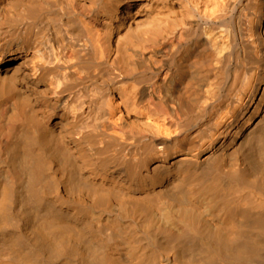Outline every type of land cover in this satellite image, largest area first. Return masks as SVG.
<instances>
[{"label":"bare ground","instance_id":"6f19581e","mask_svg":"<svg viewBox=\"0 0 264 264\" xmlns=\"http://www.w3.org/2000/svg\"><path fill=\"white\" fill-rule=\"evenodd\" d=\"M0 264H264V0H0Z\"/></svg>","mask_w":264,"mask_h":264}]
</instances>
